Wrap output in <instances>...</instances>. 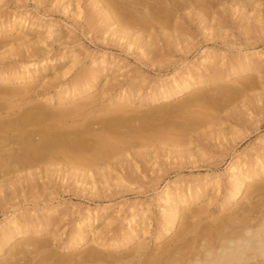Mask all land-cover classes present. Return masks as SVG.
Wrapping results in <instances>:
<instances>
[{
  "label": "bare ground",
  "instance_id": "bare-ground-1",
  "mask_svg": "<svg viewBox=\"0 0 264 264\" xmlns=\"http://www.w3.org/2000/svg\"><path fill=\"white\" fill-rule=\"evenodd\" d=\"M89 1L100 15L101 28L126 38L122 23L137 24L139 21H145L150 24L147 28L151 29L156 25H165L180 9H207L223 2ZM229 1L233 7L238 5L234 12H238L244 19L250 18L247 7L254 13L258 11L257 0ZM63 3L64 10H68L69 0H63ZM70 10L68 11L75 17L82 15L77 4ZM21 19L17 22L20 25L17 28L14 26L15 21L0 20V53L4 55L14 54L15 51H28V61L36 60L40 52L37 45L53 39L58 30L57 26L51 21L43 24L31 23L29 26L25 20L21 22ZM87 21H93L90 15ZM152 22H155V25ZM245 31L251 32V26H247ZM32 33L36 35L32 36ZM10 34L14 35V38L5 40ZM131 35L133 40L129 38L132 41H129L127 46L135 44L141 52L143 51L144 56H149V52L152 53L147 51L152 46L150 38L148 40L135 33ZM162 35L164 39L169 38L166 34ZM15 41L19 43L7 50L6 48ZM222 61L223 57L204 53L200 57L199 65H183L179 77L159 83L151 92L140 98L139 103L145 102L147 105L144 110L146 114L157 113L158 118L175 119L173 122L167 120L168 123L171 122L168 125L164 119L155 125L151 123L154 120L149 121L148 117L146 118L149 120L140 122L138 126L134 125L133 114L138 111L133 107L136 91L134 92L131 86L120 90L110 100L111 106L117 107L109 106L92 111L94 107L99 106L98 94L94 95L93 92L100 83V73H118L122 68L116 67L112 60L99 58L96 63L100 66L99 70L92 73L80 72L67 87L60 89L54 98L45 93L35 94L38 86H33L40 76L46 78L45 85L50 83L51 79H57L56 75L49 78L45 75L47 71L52 70V66H42L39 72H32L29 69L35 62L5 72L0 70V101L6 103H3L5 106L0 105V171H16L22 168L28 170L40 167L41 164L51 165L52 161L57 159L90 168L97 159L112 158L121 154L123 148L129 150L134 146L141 147L151 140L178 145L195 142L200 138L198 136L205 135V132L198 133V138L190 137L191 133L210 122L214 123L212 112L224 110L234 96L254 90L256 81L262 77V69L259 67L264 63V55L261 52L248 50L239 55L235 63L226 65L225 69L214 70L215 66L222 65ZM112 79L116 78L109 76L105 84ZM85 96L87 97L84 98ZM172 99L175 102L168 103ZM65 101L68 106H47L52 102ZM45 102L48 104L44 105ZM156 104L160 106H154ZM20 106H24V109ZM15 107L22 110L14 111ZM1 108L8 110L5 117L2 116ZM88 110H91L89 115ZM240 113L231 110L227 117L235 118ZM107 115L110 120L104 119ZM92 116L93 120H89ZM76 118L85 120L73 125L77 121ZM94 124L98 126L94 127ZM236 125L232 124V127ZM135 156L142 157L143 153H135ZM228 169V179L223 184L217 177H212L205 182L199 180L193 188L181 189L176 185L171 188L170 184L164 186L159 196L160 214L152 231V239L156 243L152 249L148 248L143 239L148 233L151 234L152 228L146 210L130 215L123 224V229H116L114 235L106 239L102 228L98 229L94 225L100 220L98 215L90 217L86 211L87 214L85 213L78 223L76 232L69 236L66 245L62 247L66 249L65 254H60L52 247V242L57 237L52 230L56 219L50 217L47 211L31 214L29 210L23 212L17 209L0 223V264H205L207 253L214 252L227 240L238 238L245 231L255 232L257 235L264 232V150H256L251 159L232 163ZM104 175L105 173H102L101 178H104ZM81 179H87L90 189H95L96 180L91 174H81ZM115 179L123 180L122 177ZM17 181L18 178L0 179V188H6ZM213 194H222L216 205L219 212L204 222L208 215L207 205L202 202L205 197L213 200ZM106 212L104 209L100 214ZM103 220L105 226L114 221L107 217H103ZM87 234H91L93 238L89 243H83ZM83 245L81 250L69 253L70 250L75 251Z\"/></svg>",
  "mask_w": 264,
  "mask_h": 264
},
{
  "label": "rangeland",
  "instance_id": "rangeland-1",
  "mask_svg": "<svg viewBox=\"0 0 264 264\" xmlns=\"http://www.w3.org/2000/svg\"><path fill=\"white\" fill-rule=\"evenodd\" d=\"M89 2L69 0V11L76 4L81 9L82 15L75 17L66 8L64 10L63 0H0V20L15 21L16 28L20 26L17 23L20 18L21 22L25 20L29 26L31 23L43 24L51 21L58 29L53 39L37 45L40 52L36 60L28 61V51H15L14 54L4 55L0 53V70L5 72L35 62L29 69L32 72H39L42 66H52V70L47 71L45 75H48V78L56 75L57 79H51L50 83L45 85L46 78L40 76L33 86H38L35 94L45 93L54 98L56 93L67 87L80 72L92 73L99 70L100 66L96 64L99 58L112 60L116 67L122 68L118 73H100V83L93 92L94 95L98 94L99 106L94 107L92 111L111 106L110 100L120 90L131 86L133 91H136L133 107L138 111L133 114L134 125L138 126L140 122L149 119L154 120L151 123L155 125L164 119L168 125L171 122L168 123L167 120L173 122L175 119H161L157 113L146 114L144 110L147 105L145 102L139 103V100L159 83L179 77L183 65L195 67L199 65L201 55L214 53L223 57L222 65L214 67V70L221 71L226 65L235 63L239 55L248 50H256L264 55V0H257L258 11L255 13L245 7L249 11V19H244L238 12H234L238 5L233 7L229 0H223L222 3L207 9H180L165 25H156L151 29L147 28L150 24L145 21H139L137 24L122 23L121 27L126 31L127 38L102 29L100 15ZM241 10L242 8L240 12ZM88 15L92 17V22L88 23ZM152 23L155 25V22ZM247 26H251V32L245 31ZM132 33L142 35L148 40L150 38L152 46L147 51L152 53L149 52V56H144L143 51L141 52L135 44L127 46L128 42L133 40ZM162 34L168 35L169 38L164 39ZM12 38L14 35L10 34L5 40ZM18 43L19 41L12 42L6 49ZM72 57L75 60H72ZM259 68L262 69V77L256 81L255 89L244 95L234 96L224 110L212 112L215 122H210L191 133L190 137L200 138L190 144L178 145L151 140L141 147L134 146L129 150L123 148L121 154L112 158L97 159L90 168L57 159L52 161L51 165L41 164L40 167L28 170L22 168L16 171H0V179L19 180L8 185L9 188H0V223L17 209L23 212L29 210L31 214L47 211L50 217L56 219L52 230L57 237L53 240L52 247L60 254H65L66 249L62 247L66 245L69 236L76 232L77 225L84 218L86 211L90 217L98 215L100 220L94 225L98 229L102 228L106 239L113 236L116 229H123V224L130 215L146 210L152 228L151 234L148 233L143 239L148 248L152 249L156 246L152 231L161 210L159 196L166 184H170L171 188L174 185L181 189L193 188L199 180L205 182L212 177H217L223 184L228 179V168L232 163L251 159L256 150H264V63ZM109 76L116 79L105 84ZM173 102L174 99L168 103ZM3 103L5 101H0V105ZM59 105L68 106L66 101L52 102L47 106ZM24 106L26 108L27 104ZM24 106L20 107L24 109ZM17 109L19 108L15 107L13 110ZM231 110L241 113L235 118H228L227 113ZM1 112L5 117L8 110L2 109ZM90 112L91 110L87 111L88 115ZM128 115L130 114H124ZM94 116L89 117V120H93ZM80 119L76 118L78 122L75 121L73 125L85 120ZM104 119L110 120V116L107 115ZM232 124L237 125L232 127ZM96 126L98 124H94V127ZM204 132L205 135L196 137ZM138 152L143 153V156H135ZM85 173L91 174L96 180L95 189H90L87 179H81V174ZM102 173H105L104 178L100 176ZM118 177L123 180L117 181L115 178ZM221 196L222 194H213V200L207 197L203 199L202 204L207 205L208 215L204 222L210 216L218 214L216 205ZM104 209L107 212L100 214ZM103 217L114 221L105 226ZM92 238L91 234H87L83 243H89ZM83 247L84 245L77 247L75 251L72 249L69 253L79 251Z\"/></svg>",
  "mask_w": 264,
  "mask_h": 264
},
{
  "label": "clouds",
  "instance_id": "clouds-1",
  "mask_svg": "<svg viewBox=\"0 0 264 264\" xmlns=\"http://www.w3.org/2000/svg\"><path fill=\"white\" fill-rule=\"evenodd\" d=\"M205 264H264V232L245 231L229 239L214 252L207 253Z\"/></svg>",
  "mask_w": 264,
  "mask_h": 264
}]
</instances>
